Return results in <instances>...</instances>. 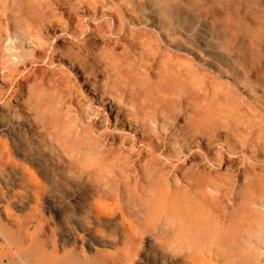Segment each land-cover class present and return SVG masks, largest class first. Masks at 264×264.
<instances>
[{
  "label": "rangeland",
  "instance_id": "374dc122",
  "mask_svg": "<svg viewBox=\"0 0 264 264\" xmlns=\"http://www.w3.org/2000/svg\"><path fill=\"white\" fill-rule=\"evenodd\" d=\"M114 1L119 0H89L71 18L62 9H56L52 20L59 19L60 23L32 31L31 38L37 42L23 38L18 43L13 38L19 31H1L0 57L6 58L2 61L20 49L24 62L17 65L12 81L0 82V264H264V197L260 199L263 205H245L240 199L242 192H248L240 177L242 163L251 165L258 160L251 148L247 152L236 151V158L225 156L220 167L211 161V169H207L205 151L200 148L187 164L194 170H209L213 177L220 174L215 179L218 187L207 189L216 196L212 202L214 210L223 221L231 218L243 228L249 227V244L232 261L224 260L221 253L195 254L171 245L175 242L173 222L148 207L155 189L146 183L142 172L136 173V182L130 178L127 186L114 180L99 186L96 181L102 174L98 172L96 157L86 152V144L81 154L71 153L68 148L66 154L41 127L42 119L56 111V125L74 124L70 138L73 140L74 131L87 122L85 110L81 113V109L89 107L94 112V131L81 138L86 134L92 138L96 131H103L106 138L99 142L106 147L119 146L121 141L126 147L133 141L144 142L114 123L113 117L119 115L121 108L109 95H104L102 106L84 91V85L93 81L102 91L105 77L96 54L107 47L126 57L138 92L144 91L147 84L156 83L160 61L151 54L141 55L139 47L130 46V37L119 38L120 34L109 33V28L118 30L120 24L128 25L129 14L138 10L155 16L160 24L169 22V27L176 31L177 19L166 17L164 11L181 13L187 26L185 47L200 51L203 56L199 63L189 51H172L194 66L193 76L203 73L202 102L196 110L189 108L187 115L205 111L207 119L215 108L220 115L228 108L231 117H235L234 111L245 112L247 105L257 112L264 111V0H127L130 5L123 7L127 13L121 17L115 13ZM98 24L101 30L95 33ZM132 28L147 29L160 46L166 47V29L159 27L156 31L136 24ZM81 29L86 30L80 34ZM87 39L93 43L88 51L91 55L83 47ZM32 79L42 81V86L30 98L25 83ZM195 82L196 79H190L189 85L192 87ZM251 89L255 90L254 95ZM229 92L233 93L232 99ZM79 117H83L80 122ZM215 138L217 143H230L224 133ZM254 169L257 172L258 165ZM164 173L168 180L178 184L180 190L176 192L188 190L180 182L184 173L179 167H166ZM126 174L134 176L131 171ZM226 176L232 181L229 184L225 182ZM222 191L226 195L222 196ZM129 194H135V200H129ZM154 199L156 204L159 199Z\"/></svg>",
  "mask_w": 264,
  "mask_h": 264
},
{
  "label": "bare ground",
  "instance_id": "6f19581e",
  "mask_svg": "<svg viewBox=\"0 0 264 264\" xmlns=\"http://www.w3.org/2000/svg\"><path fill=\"white\" fill-rule=\"evenodd\" d=\"M93 1L103 2V0ZM85 3H89V0H0V39L2 29L5 30V33L8 29H14L19 31L14 36V41L19 43V40L23 38L31 41L32 31L50 28L54 25L55 21L52 18L56 13L54 12L56 9H62L64 14L71 18L78 13L77 8ZM112 5L115 13L121 17L123 13H127L125 9L123 10V7L129 6L130 2L119 0L118 2L114 1ZM87 12L85 10L84 14ZM129 15L128 25L120 24L118 30L109 28V33L120 34L119 38L130 37L131 47H139L141 55L151 54L154 55L156 60L160 61V72L157 75L156 83L151 82L147 84L144 91L138 92L134 88L132 74L127 68L126 57L116 55L113 49L107 47L96 54L101 61L105 77V82L102 83V91L96 81L84 85L86 88L84 91H87L92 99H95L102 106H104V95H109L112 101L117 102L121 108L120 111H117L119 115L113 117L114 123L117 122L122 130L127 128L128 131L133 133V136H140L144 142L133 141L131 145L126 147L121 141L119 146L106 147L105 144L99 142L101 139L106 138L103 131H96L95 135L92 134L94 136L92 138L87 134L81 138L80 136L84 133L89 134L94 131L93 120H91L94 112H91L89 107L82 108V112L80 111L83 113V110H85L84 119L87 122L85 126H81L80 129L74 131L73 140H70V138H72L74 124H70V126L56 125V111H52L48 118L44 117L42 119L41 127L45 129L46 136L66 154L68 148L71 153L74 152L79 155L82 153V146L86 144L84 147L86 152H90L96 157L95 160L99 166L98 172L102 174V176L100 174L101 178L96 181L99 186H104L111 180L127 186L130 183V178L136 182V173L138 171L142 172L143 176L147 178L146 183L155 189L154 195L148 201V207L159 211L160 217L164 215L173 222L172 236L175 242L171 245L180 247L183 250H190L195 254H214L217 256L221 253L224 260L229 258L233 261L240 249L244 250L249 244V227L244 226L243 228L242 225H239V222L237 223L231 218L223 221L218 217L217 210H214V204L212 203L216 196L211 195L212 192L209 194L207 189L215 190L218 187L215 179L220 174L213 177L209 170H194L192 165H187L188 159L201 148L205 151L204 160L208 166L207 169H211L214 165L211 161L216 162L215 165L220 167L225 156L236 158V151L247 152L251 148L254 158L258 157V160H253V163H250L251 165L242 163L240 177L248 192H242L240 199L245 205L252 202L260 203V199L264 197V111L261 109L260 112H257L254 107L247 105L245 112L242 110L234 111L237 118L236 116L231 117L232 112L230 113L228 108L221 111L220 113L223 112L221 115L217 113L215 108L209 113L207 119H205V116H207L205 111H196L193 113L194 116L187 115L189 108L196 110L202 102V77L200 75L203 73L198 72L193 76L194 66L184 56L177 55L172 51H189L199 63H202L203 56L200 51L195 49L190 51L185 47L184 34L187 32V26L182 14L171 10L164 11L166 17L177 19L178 31L171 29L169 22L160 24L155 16L144 13L142 10L133 11ZM81 18H83V15ZM58 21L60 20L58 19ZM58 21L55 23H60ZM78 22L80 23V21ZM135 24L156 31L159 27L166 29L163 35V43L171 50L160 46L157 39L147 29H133L132 27ZM85 30L81 29L80 34ZM100 30L101 24H98L94 31L100 33ZM32 40L34 42L38 41ZM5 41H8V39ZM92 44L90 39L83 42L87 55L92 54L88 52ZM37 46H40V44H37ZM122 46L124 45L122 44ZM51 48L53 53L54 48ZM23 56V52L19 49L17 53L10 54L4 62L2 58L5 56L0 57L1 83L6 84L12 81L17 65L24 62ZM191 62L193 63V61ZM89 69L91 71L92 67L90 66ZM190 79H196L197 82L192 87L189 85ZM32 80V82L25 83L30 98H33L42 86V81L37 83L36 79ZM250 92L254 95L255 90L251 89ZM41 93H38V97ZM228 97L232 99L233 93L229 92ZM65 110L67 111V109ZM72 110L74 109L72 108ZM97 110H100V108H97ZM108 115L106 114L105 117H108ZM118 116H121V118H118ZM80 119H83V117L78 118L79 122ZM177 119H180L181 122H178ZM89 120L90 122H88ZM220 129L224 130L219 131ZM219 133H224L230 143H217L215 136ZM193 147H196V149H193ZM256 165H258L257 172L254 169ZM166 167H179L184 173L180 182L188 187L185 193L182 190L176 192L180 190L176 187L178 184L172 183L171 180L165 177L164 169ZM215 170L217 172L218 169ZM127 171H131L134 176L126 174ZM225 178L227 184L232 182L228 176ZM174 179L176 180V178ZM256 183H258L257 187L254 186ZM172 188H174V191H172ZM186 192L188 193L186 194ZM224 192H221L222 196L226 195ZM135 197V194L128 195L129 200H135ZM156 197L160 201H157L160 203L159 207L157 202L156 204L154 202ZM136 216L138 215L136 214Z\"/></svg>",
  "mask_w": 264,
  "mask_h": 264
}]
</instances>
